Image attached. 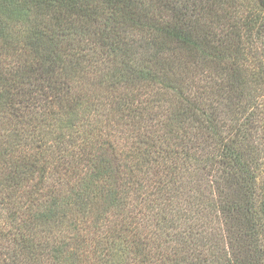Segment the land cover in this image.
Wrapping results in <instances>:
<instances>
[{
  "label": "trees",
  "instance_id": "1",
  "mask_svg": "<svg viewBox=\"0 0 264 264\" xmlns=\"http://www.w3.org/2000/svg\"><path fill=\"white\" fill-rule=\"evenodd\" d=\"M0 264H264V0H0Z\"/></svg>",
  "mask_w": 264,
  "mask_h": 264
}]
</instances>
